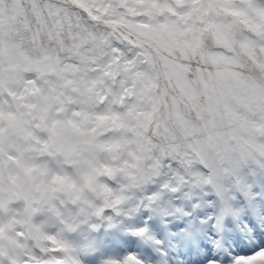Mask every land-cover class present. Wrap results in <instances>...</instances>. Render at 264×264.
Masks as SVG:
<instances>
[{
    "label": "snow or ice",
    "instance_id": "6c2138e0",
    "mask_svg": "<svg viewBox=\"0 0 264 264\" xmlns=\"http://www.w3.org/2000/svg\"><path fill=\"white\" fill-rule=\"evenodd\" d=\"M0 264H264V0H0Z\"/></svg>",
    "mask_w": 264,
    "mask_h": 264
}]
</instances>
